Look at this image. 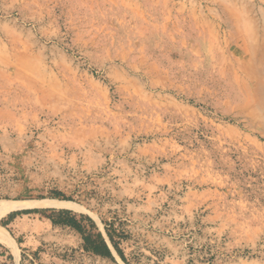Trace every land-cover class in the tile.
Instances as JSON below:
<instances>
[{
    "label": "rangeland",
    "instance_id": "obj_1",
    "mask_svg": "<svg viewBox=\"0 0 264 264\" xmlns=\"http://www.w3.org/2000/svg\"><path fill=\"white\" fill-rule=\"evenodd\" d=\"M3 201L0 264H264V0H0Z\"/></svg>",
    "mask_w": 264,
    "mask_h": 264
},
{
    "label": "trees",
    "instance_id": "obj_2",
    "mask_svg": "<svg viewBox=\"0 0 264 264\" xmlns=\"http://www.w3.org/2000/svg\"><path fill=\"white\" fill-rule=\"evenodd\" d=\"M49 212H52L54 215L49 216L47 218L51 220L54 225H63L71 227L83 237L86 251L92 252L96 256H100L114 261L113 251L110 246L106 243L102 234L88 233L83 228L82 222L87 221L93 231L96 229L94 222L89 217L80 216L81 219L78 220V216L74 215L71 211L50 210ZM107 236L115 253L125 262L126 259L124 257V254L119 248V245L115 241L114 237L110 233H107Z\"/></svg>",
    "mask_w": 264,
    "mask_h": 264
},
{
    "label": "bare ground",
    "instance_id": "obj_3",
    "mask_svg": "<svg viewBox=\"0 0 264 264\" xmlns=\"http://www.w3.org/2000/svg\"><path fill=\"white\" fill-rule=\"evenodd\" d=\"M41 204L44 206H48V207L68 209V210H72V211H76V212H83L84 211L83 210L84 208H82L81 206H79L75 203L62 202V201H58V200L50 201V202H44ZM35 205H36V203H34V202H18V201L0 202V217L6 216L12 212L14 213L15 211H19V210L32 209L33 207H35ZM37 205H39V203ZM0 245L11 247L13 250L16 249L14 240L12 239V237L8 234V232L1 225H0Z\"/></svg>",
    "mask_w": 264,
    "mask_h": 264
},
{
    "label": "water",
    "instance_id": "obj_4",
    "mask_svg": "<svg viewBox=\"0 0 264 264\" xmlns=\"http://www.w3.org/2000/svg\"><path fill=\"white\" fill-rule=\"evenodd\" d=\"M106 243H107V241H106ZM109 245V244H108ZM111 248V247H110Z\"/></svg>",
    "mask_w": 264,
    "mask_h": 264
}]
</instances>
